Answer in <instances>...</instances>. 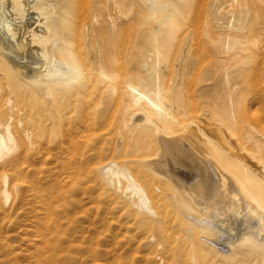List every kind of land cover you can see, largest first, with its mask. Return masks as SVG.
Wrapping results in <instances>:
<instances>
[{
	"label": "bare ground",
	"instance_id": "bare-ground-1",
	"mask_svg": "<svg viewBox=\"0 0 264 264\" xmlns=\"http://www.w3.org/2000/svg\"><path fill=\"white\" fill-rule=\"evenodd\" d=\"M185 1L142 0L132 15L129 0H93L77 15L78 0H0V218L29 206L43 264L71 257L87 202L146 246L148 262L264 264V139L237 144L240 156L228 147L239 85L221 100L228 116L205 103L197 119L181 76L165 75ZM229 2L213 40L225 86L256 45L244 38L247 4ZM135 20L145 47L124 74L112 35ZM215 79L203 91L218 89Z\"/></svg>",
	"mask_w": 264,
	"mask_h": 264
},
{
	"label": "rangeland",
	"instance_id": "rangeland-1",
	"mask_svg": "<svg viewBox=\"0 0 264 264\" xmlns=\"http://www.w3.org/2000/svg\"><path fill=\"white\" fill-rule=\"evenodd\" d=\"M82 1L83 0H81L80 2L78 0L77 2L75 8V13L77 15H81L83 11V14L85 12H89L92 7L93 0H91V2L90 0H84L83 4ZM129 1L132 2V5L134 2L132 15L134 14V11L139 13V11L142 9V3L140 4V1L142 2V0ZM229 1L230 0L185 1V4L187 6L184 7V10L186 14H188L183 20V28L178 35L177 42H175L174 48H172L173 51L170 55V60L167 68L168 70H166L165 75L168 79L181 76V78L183 79L181 83V89L183 93L185 92L184 96L185 98H187L185 99L187 112L194 115L196 113L195 116H190L196 117L197 119L199 117L198 115L202 113L201 110L205 103L206 105H211L215 109L217 108V112L221 111L220 113L222 115H224V113L226 112L225 117L228 116V112H230L228 110L230 109V104L228 105L229 102H227V105L229 106L228 107L226 104H224V102L226 103V101L230 99V97H227L228 93L231 94V90L233 91V88L230 89V87H232V85H239L237 86V91L234 94L235 96L233 95L232 97L234 100L233 102H235V108L233 107L235 110L234 113L237 116H235V121L233 120L234 123H231V125L232 130L234 129L233 133L236 135H232V137L231 135H227L230 136V138H227L230 142L228 147H231L232 152L240 156L241 154H246V152L244 150H241L240 147L245 145V148L249 147L248 149L251 150L255 147V145L257 147V144H254L256 143L254 141L255 139H259L261 137H263L261 138L262 140L264 139V0H242L245 2V4H247L249 10L247 19L248 24H246L244 30L245 33L243 32L244 35H246L244 36V38L247 41H255L256 45L249 46L251 58L249 60V63L242 65V68L239 67V69H236L234 72H232L229 78L230 83L225 86L224 80H221L220 78V80L217 79L220 64H218L219 61L216 54L217 47H215L216 45L213 43H216L214 41H216L217 37L219 36L217 35V33L219 32L218 22H221V14H217H219L220 12L223 14L227 11V9L230 7ZM101 5H103L101 6L102 8L105 7L103 3ZM79 6L81 7L82 11L80 10ZM82 6L85 10L82 8ZM123 7H127L126 3L123 4ZM105 8H107L108 11L110 9V12L116 14V16H118L119 18L120 15L115 10H113L110 5L109 8L108 5ZM215 20L218 21L216 22ZM135 21L129 27L126 26V28H119L116 31L117 33L115 32V35H112V38H116L112 40L115 41L118 39L116 42L113 41L117 47V50H114H116V52L118 51L117 53L119 54L116 55V52L114 51L115 58L117 57L116 62H118V64H116V68L124 74L129 71L130 67V71L132 70L133 73L137 71L134 69H137V62L140 60V54H142V49L145 47L144 41L143 43H141V40H144V37L146 36V33L143 34L145 28L140 27L137 23L138 21ZM134 23L136 24L135 26ZM212 23L215 24H213L215 28ZM136 26L137 28H135ZM118 36L119 38H117ZM138 37H141V40ZM76 38V43H81V39L79 40L78 36ZM129 45H131L133 48ZM139 45H141L142 47ZM188 46L191 48L189 49ZM184 48H186V50ZM130 49L133 50L131 51ZM82 52H84V55L80 54L82 55L81 58L83 59V61H86V58L88 59L87 51L83 49ZM132 53H134V55ZM182 55L185 56L183 57ZM179 59L184 62L188 61L184 63V72H179V67L175 66L180 62ZM132 65L135 67H133ZM170 70L172 71V73ZM214 75H216L217 77ZM210 77H213L214 79L216 78L215 80L219 81L218 87H216L218 89L215 88L216 90L213 89L212 92L203 91L204 87L202 88V86H206V84H208L207 82H209L208 79H210ZM201 80H206V83L205 81L203 82ZM200 87L202 88V90H200ZM226 87H228L227 89H229V92L228 90L226 91ZM222 88H225V90H222ZM186 92L188 93L186 94ZM221 100H224V102H222ZM211 103H214V105H212ZM224 108H227L228 112ZM203 115L205 117L204 113ZM201 119H203V117ZM207 120L211 121L208 118ZM244 121H246L247 123H244ZM252 126L255 132H253V129L250 128ZM244 127L246 128V130L249 128L247 130L249 133H246ZM258 130L262 136H258L260 134L258 132V135H256V131ZM253 134H255V137L252 136ZM249 138H251V140ZM248 141H250V143H246ZM238 142H240V144ZM237 144L239 146L241 145L239 147L240 149L237 148ZM235 145L237 146L235 147ZM85 205L86 206L84 207V212L80 216L78 222L77 230H80V233H78L76 238H74L76 241L75 244L77 246L71 251V257L68 256L66 258V261H64L62 264H161L159 259H157L155 262L146 261L145 256H147V253L149 252L146 246H143L140 242H137L138 239H132L130 241L129 236L131 234H127L125 230L119 229L118 225H114V223H103L101 221V218L103 217V211H96L92 207V204H90V202H87ZM32 216L33 213L29 212V206H25L24 209L18 210L9 219L0 218V264H43L40 260L44 258L45 254L41 250V240L37 235V227L33 222L34 220H32Z\"/></svg>",
	"mask_w": 264,
	"mask_h": 264
}]
</instances>
